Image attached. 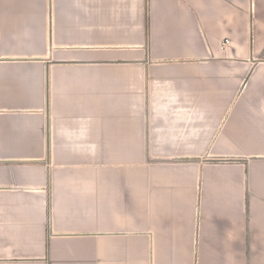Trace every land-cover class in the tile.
<instances>
[{
  "label": "crops",
  "instance_id": "1",
  "mask_svg": "<svg viewBox=\"0 0 264 264\" xmlns=\"http://www.w3.org/2000/svg\"><path fill=\"white\" fill-rule=\"evenodd\" d=\"M0 264H264V0H0Z\"/></svg>",
  "mask_w": 264,
  "mask_h": 264
}]
</instances>
